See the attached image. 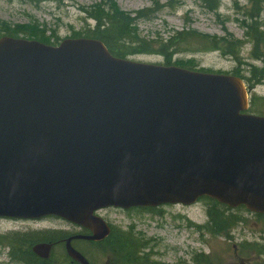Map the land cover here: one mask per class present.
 <instances>
[{"label": "water", "instance_id": "95a60500", "mask_svg": "<svg viewBox=\"0 0 264 264\" xmlns=\"http://www.w3.org/2000/svg\"><path fill=\"white\" fill-rule=\"evenodd\" d=\"M238 77L114 58L97 40L0 39V218L58 217L99 242L106 208L208 197L264 215V117ZM51 246L33 252L47 258Z\"/></svg>", "mask_w": 264, "mask_h": 264}, {"label": "rangeland", "instance_id": "374dc122", "mask_svg": "<svg viewBox=\"0 0 264 264\" xmlns=\"http://www.w3.org/2000/svg\"><path fill=\"white\" fill-rule=\"evenodd\" d=\"M110 1L114 2L117 9L135 19L133 28L145 41L167 40L173 34L186 31L203 36H228L243 43L239 56L237 49L234 51L237 58L224 56L219 51L198 50L202 49L201 46L192 45L195 53L185 51L175 55L170 66L239 77H248L250 67H264L262 58L252 60L251 44L245 40L244 28L240 25L242 13L250 0ZM260 1L264 14V0ZM106 2L107 0H0V37L4 36L2 29L7 26L10 29L23 27L31 32H44L45 36L51 38V43L72 38L74 34H83L95 26L88 13L97 5L105 6ZM137 12L141 13V18H135ZM128 58L148 65L162 66L166 62L161 56L147 53H138ZM249 90V101L256 98L254 108L259 110V115H264V84ZM210 207L209 202L199 200L190 207L168 205L154 211L128 212L110 208L98 214L113 230L133 233V237L144 245L142 255L153 264H197L196 260L201 262L204 258L207 264H264V253L258 252L264 251V218L259 219L245 209L229 211L240 221L228 232L212 236L196 228L207 224V211ZM43 230H55L51 237L69 236L80 231L76 226L55 218L37 223L0 221V239L4 243L0 245V264H16L6 255L10 250L6 243L9 238L29 237ZM72 245L90 264L121 262L119 255L110 247L82 241L73 242ZM51 258V264H54V259L58 263L67 261L64 246L55 247Z\"/></svg>", "mask_w": 264, "mask_h": 264}, {"label": "trees", "instance_id": "16d2710c", "mask_svg": "<svg viewBox=\"0 0 264 264\" xmlns=\"http://www.w3.org/2000/svg\"><path fill=\"white\" fill-rule=\"evenodd\" d=\"M89 14L95 22V26L86 30L83 34H74L72 38H86L96 39L104 44L109 53L120 59H127L130 56H134L138 53L155 54L165 59V64L170 66L171 59L175 55L185 53L189 51L195 53L191 46L194 47L198 44L202 49L198 50H212L219 51L224 56L236 57L235 50L237 49L239 56V49L243 46V43L235 41L228 36L216 37V36H203L197 32H182L176 33L169 37L167 40L157 39L156 41H145L141 39L136 30L133 28L135 19L129 14L124 13L116 8L114 2L107 0L106 5L102 4L93 7ZM141 13L137 12L135 18H141ZM243 19L240 22L242 28H244L245 40L251 44V58L256 61L262 58L264 62V14H262L261 1L250 0L248 6L242 13ZM143 18H147L143 16ZM2 31L4 36L14 38H24L28 40H36L41 43L55 46L59 40L55 43H51V38L44 35V32L29 31L23 27H17L10 29L4 26ZM180 67V66H179ZM242 81L249 86V89H253L259 84H264V67H250L247 76H241ZM256 98L250 102L249 113L259 115V110L254 108V102ZM264 116V115H261ZM211 204V207L207 211L208 222L204 227H196L200 231H205L212 236L220 235L228 232L235 226L240 219L229 213V209L217 204L210 199L203 198ZM241 208H238V210ZM148 211H154L147 209ZM236 210V211H238ZM258 218H262L259 217ZM53 233L41 232L33 233L29 237L14 236L12 240L6 242L10 248L9 258L13 262H20L21 264H51L53 258L49 260L38 259L31 251V247L36 243L41 242H56L64 236L56 235ZM3 239H0V245L4 244ZM2 242V243H1ZM5 243V244H6ZM99 246L110 247L119 255L120 264H149L145 261V257L142 255L144 245L141 244L133 233L125 232H113L107 238V240L100 243ZM264 253V251H258ZM206 261V258H204ZM196 260L197 264H207L205 261ZM54 264H78L69 259L63 263H58L54 259Z\"/></svg>", "mask_w": 264, "mask_h": 264}, {"label": "flooded vegetation", "instance_id": "af4514ba", "mask_svg": "<svg viewBox=\"0 0 264 264\" xmlns=\"http://www.w3.org/2000/svg\"><path fill=\"white\" fill-rule=\"evenodd\" d=\"M49 219H51V218H45L44 220H49ZM43 220V219H42ZM38 222H40V221H38ZM50 231V230H49Z\"/></svg>", "mask_w": 264, "mask_h": 264}, {"label": "bare ground", "instance_id": "6f19581e", "mask_svg": "<svg viewBox=\"0 0 264 264\" xmlns=\"http://www.w3.org/2000/svg\"><path fill=\"white\" fill-rule=\"evenodd\" d=\"M16 263V262H15ZM20 262L16 263V264H19Z\"/></svg>", "mask_w": 264, "mask_h": 264}]
</instances>
